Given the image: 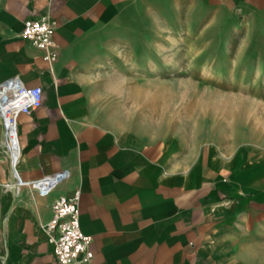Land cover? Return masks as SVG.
Returning <instances> with one entry per match:
<instances>
[{"label": "crops", "instance_id": "obj_1", "mask_svg": "<svg viewBox=\"0 0 264 264\" xmlns=\"http://www.w3.org/2000/svg\"><path fill=\"white\" fill-rule=\"evenodd\" d=\"M41 17L51 61L20 36ZM8 81L42 92L16 118L20 179L69 177L13 194L0 144V264H56L43 225L74 191L90 264H264V133L171 118L186 94L264 92V0H0Z\"/></svg>", "mask_w": 264, "mask_h": 264}, {"label": "built area", "instance_id": "obj_2", "mask_svg": "<svg viewBox=\"0 0 264 264\" xmlns=\"http://www.w3.org/2000/svg\"><path fill=\"white\" fill-rule=\"evenodd\" d=\"M53 23L47 17L24 22L21 38L42 52L45 60L53 59L51 36ZM41 89L24 88L18 82L0 84V144L2 157L7 164L9 177L4 185L13 194L21 188L34 191L44 198L65 181L68 172L44 176L36 180L23 181L17 170L19 146L16 131V118L20 114L30 115L41 103ZM78 191L71 196H59L52 204V215L43 225L47 241L53 246L56 264H90V238L79 227L77 211Z\"/></svg>", "mask_w": 264, "mask_h": 264}, {"label": "rangeland", "instance_id": "obj_3", "mask_svg": "<svg viewBox=\"0 0 264 264\" xmlns=\"http://www.w3.org/2000/svg\"><path fill=\"white\" fill-rule=\"evenodd\" d=\"M217 103L222 105V108L213 107V104ZM171 118L172 127H177L178 123H181L183 128L191 129L193 122H197V127L203 129L215 125L220 132L224 131L234 137V143L238 144L242 141L241 137L248 132L246 125L254 128L252 130L257 133H264V127L259 129L260 122L264 125V92L186 94L184 101L182 98L179 100L178 97L174 99ZM256 212H264V210H256ZM260 216L262 215L259 213L254 215L256 219ZM250 228L252 230L264 228V220L254 221ZM252 239L258 240V237Z\"/></svg>", "mask_w": 264, "mask_h": 264}, {"label": "bare ground", "instance_id": "obj_4", "mask_svg": "<svg viewBox=\"0 0 264 264\" xmlns=\"http://www.w3.org/2000/svg\"><path fill=\"white\" fill-rule=\"evenodd\" d=\"M230 98V97H229ZM232 101V100H231ZM222 102V101H221ZM221 102H220V104H221ZM224 102V101H223ZM229 102H230V100H229ZM249 103V102H248ZM220 104H213V107H215V108H222V105H220ZM224 104V103H223ZM226 105V104H225ZM230 105V104H229ZM239 106H241V105H239ZM225 107V106H224ZM234 107H235V105H234ZM210 108H211V106H210ZM229 108H233V107H229ZM228 109V108H227ZM247 109V108H246ZM212 110V109H211ZM225 111H227V110H225ZM228 112V111H227ZM226 112V113H227ZM231 112V111H230ZM236 112V111H235ZM225 113V112H224Z\"/></svg>", "mask_w": 264, "mask_h": 264}]
</instances>
